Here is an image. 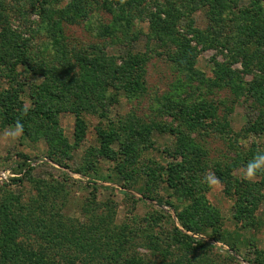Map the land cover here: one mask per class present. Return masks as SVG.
Listing matches in <instances>:
<instances>
[{
	"label": "rangeland",
	"instance_id": "1",
	"mask_svg": "<svg viewBox=\"0 0 264 264\" xmlns=\"http://www.w3.org/2000/svg\"><path fill=\"white\" fill-rule=\"evenodd\" d=\"M87 1L74 22L61 10L71 18L84 0H0V264L39 252L57 264H264V175L242 179L264 150V43L246 15L264 18V0ZM165 9L193 62L154 36ZM135 59L136 80L131 65L115 78ZM18 85L43 113L17 136L1 99ZM89 226L96 251L61 242ZM109 246L115 258L99 260Z\"/></svg>",
	"mask_w": 264,
	"mask_h": 264
},
{
	"label": "trees",
	"instance_id": "2",
	"mask_svg": "<svg viewBox=\"0 0 264 264\" xmlns=\"http://www.w3.org/2000/svg\"><path fill=\"white\" fill-rule=\"evenodd\" d=\"M115 0H110V2H113ZM131 0H128V2H126L127 5H129V2ZM210 1V0H209ZM213 1V2H212ZM210 2H212V6L216 7V9L218 10H226V5H227V0H212ZM118 3H120V1H117ZM88 1L84 0L83 5L81 6V12L80 13H76L72 14L71 18H68L66 16V14L64 11L66 10H61L62 11V18H66L68 20H75L77 17V19L74 22H77L78 19H85L83 13H85V8L87 6ZM163 6L165 5H171V4H162ZM173 6V5H171ZM161 9V5L159 6ZM129 6H124L121 8V11L123 13L126 12V16L129 18L131 17V12L129 9ZM173 9V8H172ZM167 11H165V15L166 18H162L161 16H156L153 15L152 16V28L154 29V33H156L157 35L154 34V36H156L159 40L164 41H171L173 43H178V49L179 50H183L184 52H181L180 55H183L184 60H188V62H193L195 59V55L197 53V51H195L194 47L191 45V39L187 37V33H189L188 30L184 29V27H177L179 25L176 26L175 22L171 19L169 20L168 17L172 16L171 13V9H165ZM179 10V9H177ZM246 15L251 16V25L252 28H250L251 30L254 28V30L257 32V34L259 35V40L262 41L264 43V18H262L261 16L256 17L255 15H253L252 13H250V11H246ZM182 28V29H181ZM187 32V33H185ZM201 34V37H204L203 33L199 32V36ZM197 36V34L195 35ZM206 37V36H205ZM188 50V51H187ZM245 52V50H244ZM184 53V54H183ZM186 62V61H185ZM142 59H135L134 61H131L129 65H123V66H119L117 67L114 72V76L115 78H118L121 75V69L122 70H126L130 65L133 67L134 70H138V73H135L134 76L132 78H130V80H136L138 76H140L143 72V66H142ZM51 75V74H50ZM56 77L57 76L55 75ZM28 82L29 79H28ZM136 82V81H135ZM33 83V84H32ZM31 86L34 85H38L37 83H35L34 81H32L31 83H29ZM48 87H45V89L48 91ZM61 90V89H60ZM24 92V88H22V86H19L15 89L14 94L9 93L7 95V97H3L5 100H2V103L4 105V116H5V120L8 123L14 124L16 125L17 121H19L22 125H23V131L27 132L28 131V123L31 120V116L32 114H38L41 115L43 113V109L39 108L37 106H29L26 105L25 100L21 98V93ZM64 94V90L63 93ZM10 95V96H9ZM9 96V97H8ZM18 101V103H17ZM17 104L19 105V109H17ZM183 110H186L184 108V106H181L180 108H178V112ZM201 113H198L197 115H200ZM194 121L198 122V118H194ZM80 126V130L78 129L77 133L78 136H82L83 134V130H81V123L78 124ZM253 126V124H252ZM255 126V125H254ZM263 129V127L261 128ZM99 136H100V140H101V148H102V153L109 155L110 156V144L112 142L113 136L106 131L105 129H102L99 131ZM53 158V157H52ZM172 168V172H174L173 170L175 169L174 166L171 167ZM170 182H173V184L175 185V179L173 177V175L171 174L169 177ZM159 203H163L164 201L162 199H158ZM168 202V201H167ZM86 227V226H85ZM84 227V228H85ZM65 230V234L63 232H60V236H61V242L65 241L67 243L73 244L75 245L76 248H79L81 250L84 251H89V250H93L96 251L97 247L99 246L98 243L100 242L101 238L103 237L99 230L100 229H96L95 227L89 226L87 227V229H81V231L79 230H70L67 231ZM107 231L109 232V229H107ZM108 250L112 253L110 254L111 258H100L99 260L102 259H110L113 260L115 257H113V253L117 251V249H113L111 248V246L108 247ZM100 253L98 252L97 255ZM46 253L43 252H39L36 253L35 259L29 262H26L25 264H57V262H54L53 260H51L50 258L46 257ZM126 262L125 264H139V260L136 258H131V259H125ZM123 264V263H121Z\"/></svg>",
	"mask_w": 264,
	"mask_h": 264
},
{
	"label": "clouds",
	"instance_id": "3",
	"mask_svg": "<svg viewBox=\"0 0 264 264\" xmlns=\"http://www.w3.org/2000/svg\"><path fill=\"white\" fill-rule=\"evenodd\" d=\"M22 132L23 125L17 121L15 125V135L18 136L22 134ZM258 175H264V150H258L242 170V179L248 182H254ZM203 182L214 186L219 183V180L214 176V174L211 176V179H209V174L205 173Z\"/></svg>",
	"mask_w": 264,
	"mask_h": 264
},
{
	"label": "built area",
	"instance_id": "4",
	"mask_svg": "<svg viewBox=\"0 0 264 264\" xmlns=\"http://www.w3.org/2000/svg\"><path fill=\"white\" fill-rule=\"evenodd\" d=\"M9 173L7 171L0 172V183H3L9 179Z\"/></svg>",
	"mask_w": 264,
	"mask_h": 264
}]
</instances>
